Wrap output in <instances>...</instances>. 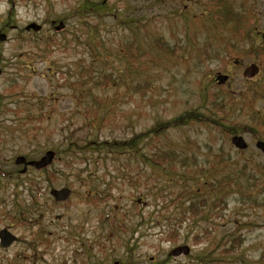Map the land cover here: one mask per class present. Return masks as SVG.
<instances>
[{
  "label": "rangeland",
  "instance_id": "1",
  "mask_svg": "<svg viewBox=\"0 0 264 264\" xmlns=\"http://www.w3.org/2000/svg\"><path fill=\"white\" fill-rule=\"evenodd\" d=\"M240 1L231 0L235 6ZM106 2L110 13L90 14L86 22L78 17L66 19L64 30L55 31L49 20L70 11L77 0H52L50 6L38 0H0V26L15 25L4 31L7 38L0 41V95H6L0 96V170H17L13 159L18 154L38 158L48 148H60L44 171L30 168L18 177L0 175V228L9 227L18 235L10 246H0V264H69L75 250L86 248L93 260L105 263L120 256L134 264H225L232 259L264 264V180L254 171L258 154L251 143L236 151L226 131V125L235 126L252 142L245 133H254L250 125L261 126L252 123L249 112L233 105L228 115L215 102L213 116L225 123L221 130L201 123L169 129L160 144L186 156L191 171L176 168L170 176L156 172L136 184L121 178L124 171L113 164L117 161L113 155L80 149L93 140L126 139L184 110L203 108L215 100V91L222 92L213 83L215 73L237 72L231 62L233 54L226 52V58L215 59L197 49L211 54L215 48L203 47L206 41L214 44L217 39L210 0ZM30 21L41 24V30L24 31ZM124 41L139 47L136 57L127 54L126 47L120 51ZM241 41L238 47H244L245 39ZM157 47H171L174 53ZM126 54L128 63L121 57ZM95 56L99 57L96 62ZM254 57L261 60L259 55ZM83 62L86 68L81 79ZM224 62L228 66H220ZM102 72L118 75L116 85L100 84ZM79 81L108 98L111 108L104 126L95 121L88 125L78 112L73 96ZM259 81L246 82L240 72L231 89L240 94L246 87L257 88ZM138 83L147 86L139 91ZM254 107L263 112L264 100L258 98ZM147 140L150 143L152 138ZM148 143L146 151L152 147ZM201 176L217 190L212 193L205 187L197 194L194 190ZM31 179L39 182L30 185L32 196L26 194ZM60 186L72 191L63 203L54 202L48 193L50 187ZM193 192L213 202L214 212L208 206L205 215L183 220L178 232L168 230L176 220L168 224L166 217H175L172 214L188 203ZM97 193L103 195L99 201ZM21 207L31 208L26 226L12 220L16 214L12 211ZM39 213L43 216L37 220ZM206 232L209 238L202 237ZM38 233L41 239L36 240ZM108 233L111 237L106 240ZM119 235L129 237L130 242L118 244ZM231 239L238 245L225 254L223 247ZM182 242L191 246L190 254L167 256L169 249Z\"/></svg>",
  "mask_w": 264,
  "mask_h": 264
},
{
  "label": "trees",
  "instance_id": "2",
  "mask_svg": "<svg viewBox=\"0 0 264 264\" xmlns=\"http://www.w3.org/2000/svg\"><path fill=\"white\" fill-rule=\"evenodd\" d=\"M36 1V0H35ZM38 1H44L47 6H50L52 4V0H38ZM221 0H214L215 3L220 2ZM10 2V1H9ZM45 6V4H44ZM221 14L218 19L224 18L222 20H219V24L221 26L227 24L230 22L229 18L231 14L233 13L232 9H230V6H224L221 5ZM111 10H109V7L107 6L106 0H77V3L71 8L70 11L66 13H58L56 16L57 20H63L66 21V19H83L84 22L88 19L90 14L93 15H100L103 16L107 13H110ZM232 15V22L234 23ZM77 19V20H78ZM242 20H239V23H241ZM187 37V35H186ZM23 41V39H22ZM29 43L32 45V41L28 39ZM48 43H51V40H47ZM187 42L191 45V41L189 37H187ZM226 42H224L225 44ZM120 51L121 47H126L128 49L127 54L130 56L136 57L138 55V49L139 47H132V43L130 41H124L123 43L120 44ZM203 47H215L214 49H210V53H207V50L202 49L200 47H197L199 50V53H204L202 55H209V57H214V58H221V53L220 50L223 47V43L221 42H213L211 40H208L204 43ZM39 47H26V50L29 49H35ZM48 48V47H44ZM158 49L165 51L168 54H173L174 50L171 47H157ZM95 54L97 53V48L93 47ZM164 49V50H163ZM125 50V49H123ZM127 54L121 56L122 58L127 60L128 63V58ZM95 62L99 60L98 56H95L92 58ZM104 59V58H103ZM86 68V65L84 62L80 64L79 66V75L80 78L83 79V72ZM116 76L118 75H112L110 72H102L101 76L99 78V83L100 84H111L112 86L116 85ZM118 78V77H117ZM110 80V82L108 81ZM86 83L84 81H79L77 83V92L74 94L73 98L76 101L77 105V110L80 112L86 119L87 124L89 125V121H95L99 125L104 126L106 123V120L109 119V115L107 114L106 111L110 110L111 106L109 104L108 98L106 96H101L94 92L91 88H86ZM147 86L145 83H138L135 85V88L138 89L139 91H142V89ZM2 98L4 96L0 95ZM215 100L211 101V105L207 104L206 106H203V108L197 107H192L190 109L184 110L181 112L179 115L175 116L174 118L170 119L169 121L166 120V123L162 124H157V122L153 125H151L149 128L145 129L144 132L141 133H133L129 138L126 139H115L112 141H89L87 144H85L84 147L80 148L81 150L87 149L90 152H96L97 154H103L107 155L110 154L114 159L117 161L114 162L113 164H116L117 166H121L122 168V175L121 178L126 179L127 182H130L131 184H136L138 181L142 178L144 179H149L151 177V174H155L156 172H160L161 176H170L171 171L176 168H181L186 172H190L191 169L187 168L188 162L186 159V156H179L178 153L171 149L162 146L160 138L163 136L164 138H167V134L169 133V129H175L178 128L181 125H186L188 123H201L204 125V127H218L219 130L220 127H224L225 123L224 121L221 122L219 121L218 118L214 117L213 115L215 114V109H214V104L217 102V106H220L222 104V107L218 110L224 111L226 114H230V112L233 110L229 107H232L233 104L238 103V101H234V99L230 96L229 103H220L218 102L217 97H214ZM223 98V97H219ZM256 98H259V92L256 89L252 90L251 97H247L246 100L240 101V105L238 106L239 109L238 111L244 110L247 107L251 106V103H254ZM234 101V102H233ZM229 106V107H228ZM234 107V106H233ZM106 109L103 112V109ZM206 110V111H205ZM237 114L238 112L235 111ZM254 114L253 112L251 113L250 119H253ZM226 131L228 134H233L236 133V127L232 126L230 124L226 125ZM147 138H152L151 142L148 143ZM71 143V142H70ZM152 145L148 149V151L145 150V146L147 145ZM60 148H54V151L56 153H59ZM26 158L28 157L29 154H24ZM124 157L123 160L120 158ZM95 161V160H94ZM124 161V162H123ZM17 170L19 169L20 166H17ZM186 167V168H185ZM46 168L41 169V170H35L37 172L44 171ZM119 169V168H116ZM15 170H6L3 169L0 170V174H2L3 177H18L20 173ZM53 171L50 172L52 174ZM198 174V172H197ZM200 183L194 190L197 194L206 187V189L210 192H215L217 189L214 184H212L209 181H207L203 176L199 177ZM182 182H184V179H181ZM33 182V183H32ZM39 183L38 181L31 179L28 180V185H29V190L26 193L27 195H34V189L31 188V184ZM211 185V186H209ZM107 185L103 186V188H106ZM23 189H26V186H23ZM189 191V190H188ZM37 192V191H36ZM209 203L211 205H209ZM210 207V210L214 212V209L216 207L213 202L209 201L206 196H197L192 194L190 199L188 200V203L185 204L184 206H179V211H177L176 214H172L175 217H166L168 224L172 220H176L175 223L170 224L167 229H173V231L178 232L179 226L182 225L183 220H186L188 217H192L196 219L198 216H203L206 213V207ZM209 215L211 212H208ZM179 215V216H178ZM178 216V217H177ZM176 218H179L180 221ZM167 224V225H168ZM178 234V233H177ZM202 236V235H200ZM199 236V237H200ZM203 238L210 237V233H205ZM36 240L41 239V233H38L37 236L35 237ZM238 244L233 241V245H228L224 252L229 253L232 250L236 248ZM16 259V258H15ZM211 262L217 263L218 259L217 258H211ZM209 264V263H206ZM219 264V263H218ZM225 264H248L243 261V259H232V260H225Z\"/></svg>",
  "mask_w": 264,
  "mask_h": 264
},
{
  "label": "flooded vegetation",
  "instance_id": "3",
  "mask_svg": "<svg viewBox=\"0 0 264 264\" xmlns=\"http://www.w3.org/2000/svg\"><path fill=\"white\" fill-rule=\"evenodd\" d=\"M229 6L230 9H232L233 11L232 15L234 16L233 19L235 20L233 24V28L231 30V36L235 42H239V43L242 42L241 40L245 39V44L244 47H229L228 49L229 51L231 50V48L234 51V55L231 58V62L232 65L234 66V69H236L237 72L233 75L231 67H230L231 71L217 72L227 76V78L223 81V84L221 85L217 84V85L220 87L222 86L224 87V89L229 90L230 93L235 94L231 89V84L233 85L234 83V76L241 72L242 79L246 82L252 83L257 78L260 80L258 82V85H256L257 88L246 87L245 89H243L241 93L248 92L251 94L253 89L256 90L258 89L257 91L259 92V99L264 100V0H241L240 2H238L237 6H235L234 4ZM240 19L242 20L241 23H239ZM12 26L13 25L10 24H7L6 26H0V33H4L6 35L4 31H7ZM6 38L7 35L4 38V40ZM239 43H237V46L239 45ZM257 55L261 57V60H257V58L254 57ZM244 56L251 57L252 60L249 58L246 62H242L241 57ZM251 62L256 64L257 70L254 75L247 77L243 75V70ZM225 65L228 66V64L225 62L220 66H225ZM218 94H220V92H215V95ZM240 94H235V95H240ZM261 115H262V122L261 125H259L261 126V128L260 129L256 128L253 130L255 133V134L253 133L254 136H252L250 132L245 133L248 134L249 139L253 140L252 142L249 141V144L250 143L251 145L254 144V146L257 141L264 142V111L261 112ZM255 151L258 154V156L254 154L255 158L259 163H261L262 165L261 168L264 174V152L259 150L258 148L255 149ZM108 238L109 237L106 236V240H108ZM115 240L117 241L118 244L123 243L124 245L125 243L130 242L129 237L124 239L123 236H118V238H116ZM88 251L89 249L87 248L84 251L75 250L73 252V258L69 259V264H134L131 260L124 259L123 257L120 256H113L106 263L99 260H93V257L90 256V253Z\"/></svg>",
  "mask_w": 264,
  "mask_h": 264
},
{
  "label": "water",
  "instance_id": "4",
  "mask_svg": "<svg viewBox=\"0 0 264 264\" xmlns=\"http://www.w3.org/2000/svg\"><path fill=\"white\" fill-rule=\"evenodd\" d=\"M51 23H54L52 21ZM63 22L59 21L58 25L55 26V29H60L63 27ZM26 29H33V30H38L40 28V25L37 24L36 22H30L25 26ZM5 35L3 33H0V40L4 39ZM257 66L253 63L248 65L243 74L245 76H252L256 73ZM226 76L225 75H217L216 79L218 80L219 83L223 82L225 80ZM231 142L238 148H244L246 147V143L244 142L243 138L241 136L234 135L231 138ZM257 146L264 150V143L263 142H258ZM54 157V151L52 150H46L43 155H41L38 159L35 160H28L26 161L25 157L22 155H18L15 157L14 161L16 164L23 163L24 167L21 169V172H24L26 169V166L32 165L37 169L43 168L47 166L53 159ZM50 194L56 199V200H63L65 199L68 194H69V189L67 187H61V188H51L50 189ZM15 235H13L7 228H2L0 229V245L2 246H8L11 242L15 240ZM189 251V247L187 245H181V246H176L174 247L171 251L170 254H180V253H187Z\"/></svg>",
  "mask_w": 264,
  "mask_h": 264
}]
</instances>
